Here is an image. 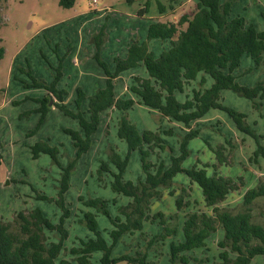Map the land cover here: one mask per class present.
<instances>
[{"label": "rangeland", "instance_id": "rangeland-1", "mask_svg": "<svg viewBox=\"0 0 264 264\" xmlns=\"http://www.w3.org/2000/svg\"><path fill=\"white\" fill-rule=\"evenodd\" d=\"M227 0H221L225 2ZM232 3L231 16H244L249 22L264 31V0H229ZM198 0H75L72 6H64L61 0H0V44L5 48V55L0 62V220H12L17 212L30 211L40 207L46 216L55 222L62 214L55 201L39 199L38 194L58 197L62 169L52 159L51 155L42 153L40 157H32L31 147L39 141H48L59 147L58 159L64 166L70 159L75 158L76 148L72 138L63 128L82 129L78 119L65 114L56 105L54 97L51 107L41 126L36 130L42 116L37 109L41 103L36 98L48 96L49 91L44 87L25 86L31 83L33 76L38 80L52 83L62 65V77L58 88L64 89V103L77 111L78 88L81 87L86 98L81 104V111L87 118L90 96L107 83L104 68L96 58L99 50L100 57L113 72L116 69L115 57H126L128 45L135 40H147L149 25L154 21L178 22L182 15H193L197 10ZM148 3V4H147ZM159 3L163 11L159 9ZM145 14L140 11L145 5ZM103 31V36L99 33ZM102 41L98 46V42ZM169 45V41L153 39L150 48L156 55ZM251 68V69H250ZM234 74L242 85L253 86L259 79H264V63L256 67L252 58L244 56ZM146 76L145 64L127 69L120 73L115 80V92L119 97H129V85L134 82V76ZM199 81H193L188 92L193 87L200 86ZM213 78L208 76L205 86H210ZM184 98V94H181ZM222 102L235 110L247 114V122L256 130L257 137L245 134L237 128L232 117L225 110L210 109L191 127L199 129L197 137L189 144L190 154L184 161L186 168H191L200 161L210 163L209 174H213L217 157L212 150L220 144L227 148V161L218 166L219 174L238 179L242 176L245 185L240 190L231 193L221 204L238 211L243 195L247 189L256 186L259 179L264 180V155L260 154L255 160L254 152L258 143L264 146V101L260 109L252 105L247 97L231 89L221 93ZM19 101V103H15ZM123 111L116 108L101 113V121L97 131L92 135V143L88 152L77 161L70 178V187L65 194L70 208V217L66 220L69 238L65 241L66 257L73 260L68 250L80 243L81 238L92 235L81 219L84 212L93 210L98 215L100 227L104 234L113 228L110 220L95 208L84 205L79 196L85 198L101 196L116 203H108L113 217L120 214L119 207L126 204L129 198L118 195L111 188L113 176L104 171L103 179L97 172L102 161H109L110 147L113 146L125 157L128 153L127 143L118 136V121ZM130 120L140 129L161 130L173 127L174 136L163 135L166 143L179 152L178 138L187 132L188 128L175 120L161 115L157 110L145 105L136 104L127 111ZM230 139L231 143L226 141ZM171 153L165 151L161 159L169 162ZM153 161L157 158L150 157ZM201 166V164H199ZM111 168V167H110ZM112 169L116 170L115 167ZM143 175L142 161L139 150L130 153L129 164L124 174L126 180L135 181ZM176 194L171 195L170 189H163V195L154 199L150 213L153 215L163 211L167 217L177 212L176 197L180 185L188 186L191 204L180 211V221L183 222L186 212L205 210L211 212L203 199L202 189L198 183H191L186 173H179L174 178ZM178 189V190H177ZM264 197L257 200L254 214L258 222H263ZM163 231L159 222L145 221L142 232L150 236ZM141 231L136 235H126L114 248V255L134 253V250L145 251L146 241L139 239ZM224 236V230L218 229L207 239V247L194 249L197 256H207L214 264L219 258L221 248L218 243ZM50 240H58L59 233L49 232ZM180 230L176 236L168 237L164 242L149 249L150 264H172L170 261L171 242L183 240ZM141 238V236H140ZM139 241L141 242L139 244ZM102 252H95L94 264L100 261ZM118 264H131L121 261ZM192 264H196L192 262ZM250 264H264V255H256Z\"/></svg>", "mask_w": 264, "mask_h": 264}, {"label": "trees", "instance_id": "trees-1", "mask_svg": "<svg viewBox=\"0 0 264 264\" xmlns=\"http://www.w3.org/2000/svg\"><path fill=\"white\" fill-rule=\"evenodd\" d=\"M74 3L75 0H61V4L67 7ZM147 4L140 14L147 12ZM159 6L163 11L160 3ZM231 6L229 0L225 2L198 0L197 10L193 15H182L178 22L159 20L152 22L149 25L147 40L132 41L127 56L115 58L116 69L113 72L100 57L98 50L96 58L105 70L107 83L90 96L89 118L80 110L86 98V93L81 87L78 88L76 99L77 111L64 103V95L67 92L57 86L63 75L62 65L59 66L55 79L50 84L38 80L29 71L32 82L24 83L25 86L44 87L49 91L48 96L36 98V101L41 103L37 111H40L42 116L34 131L43 123L51 107L50 101L55 97L57 101L53 105L78 119L83 133L77 129L63 128L71 136L76 148L75 158L70 159L64 166L58 159V146L48 141H39L31 147L34 159L40 157L42 153L49 154L62 169L57 199L45 194L37 195L39 199L55 201L62 214L59 221L55 222L46 216L40 207H35L30 211L17 212L12 220L1 219L0 264H94L92 257L98 251L102 252L100 258L102 264H118L121 261L150 264L149 249L156 250V244H162L168 237L176 236L180 230L184 235L183 240L171 242L169 255L172 264L192 262L205 264L210 261L207 256L192 253L196 248H206L207 239L218 229L224 230V236L218 243L221 250L214 264H250L256 255H264V220L258 222L254 214L257 200L264 197V180L260 178L256 186L245 191L240 209L234 211L221 204L231 193L240 190L245 185V180L242 176L234 179L219 174L218 166L228 163L227 148L224 144L212 148L218 160L213 164L215 168L213 174H209L208 167L211 164L208 162L198 161L191 168L183 165L190 154L191 140L199 134V129L192 128L191 124L203 118L210 109L225 110L240 131L258 136L256 130L247 122V114L222 102L221 93L224 89L234 90L247 97L256 109H260L264 101V79H259L253 86L242 85L234 74L244 56L252 58L256 67L264 63V31L259 30L244 16L232 17ZM99 36H103V31ZM153 39L169 41V45L156 55L150 48V41ZM101 43L102 41L98 42V46ZM4 55L5 48L0 44V62ZM140 64H145L147 76H134V82L129 89L136 98L117 97L116 78L123 71ZM208 76L213 78V82L210 86H205ZM193 81H199L200 86L193 87L188 92ZM181 94H184V98ZM136 104L157 110L171 121L183 123L188 128L187 132L178 138L179 152L174 153L175 149L166 143L163 136H174L177 133L175 128L142 130L130 120L127 111L133 109ZM110 108H116L124 113L118 121V136L127 143L128 153L124 157L111 146L109 161H102L97 172L102 180L104 171H109L113 176L110 182L112 190L129 198V201L120 206V214L113 217L108 203L110 201L116 203L115 198L110 200L101 196L89 198L79 196L84 205L104 214L113 228L106 236L100 227L96 212L85 211L80 221L92 235L81 238L78 245L68 250L69 254L74 256L71 260L64 254L65 241L69 238L66 220L71 214L65 194L70 187V178L77 161L90 149L92 135L100 125L101 113ZM226 142L231 143L230 139ZM134 150L140 152L143 175L135 181L126 180L124 174L129 164L130 153ZM165 151L171 153L169 162L161 159ZM260 154L264 155V146L258 143L253 159L256 160ZM151 155L156 156L157 160L153 161ZM179 173H186L192 184L198 183L205 204L211 212L191 210L186 212L181 222L180 211L186 209L191 201L188 199L190 197L188 186L180 185V192L176 197V213L169 217L163 211L153 215L150 213L152 201L163 195V189L174 186V178ZM176 192V189L169 191L171 195H175ZM260 215L264 216V211H261ZM145 221L159 222L163 226V231L153 236L142 232ZM139 231H141L139 239L146 241L145 251L135 249L134 253L115 256L114 248L117 243L124 236H134ZM49 232L59 233V239L50 240Z\"/></svg>", "mask_w": 264, "mask_h": 264}, {"label": "crops", "instance_id": "crops-1", "mask_svg": "<svg viewBox=\"0 0 264 264\" xmlns=\"http://www.w3.org/2000/svg\"><path fill=\"white\" fill-rule=\"evenodd\" d=\"M128 47H129V45H128ZM127 53H128V52H127ZM126 56H127V55H126ZM116 57H117V56H116ZM116 57H115V58H116ZM120 57H121V56H120ZM136 76H141V75H136ZM146 76H147V75H146ZM142 77H145V76H142ZM132 83H133V81H132ZM132 83H131V84H132ZM130 86H131V85H129V88H130ZM129 90H130V89H129ZM117 97H119V96H117ZM129 97H134V98H136L135 96H132V95L130 94V92H129ZM138 105H142V104H138ZM112 109H114V108H112ZM195 122H196V121H195ZM195 122L192 123V126L195 124Z\"/></svg>", "mask_w": 264, "mask_h": 264}]
</instances>
